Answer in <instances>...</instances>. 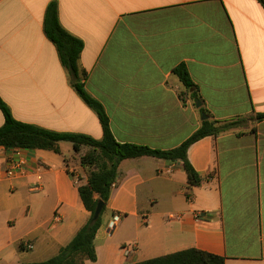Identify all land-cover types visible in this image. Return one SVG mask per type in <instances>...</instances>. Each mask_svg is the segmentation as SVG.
<instances>
[{
    "label": "crops",
    "instance_id": "0c3cea01",
    "mask_svg": "<svg viewBox=\"0 0 264 264\" xmlns=\"http://www.w3.org/2000/svg\"><path fill=\"white\" fill-rule=\"evenodd\" d=\"M53 1L62 26L84 42L86 89L105 107L117 141L172 150L206 120L240 121L189 148L199 186L189 184L181 160L122 161L95 237L97 260L84 264H137L189 249L225 264H264V120L257 118L264 114V6L258 0H0V98L21 122L95 139L103 137L100 120L72 87L44 31ZM181 64L204 112L189 94L179 96L184 88L173 70ZM4 121L0 109V128ZM60 148L62 154L0 146V264L47 261L88 222L78 186L91 168L81 166L72 145ZM20 159L28 174L10 178V163ZM39 164L44 188L34 193ZM116 214L122 220L109 233ZM125 248L135 250L128 256Z\"/></svg>",
    "mask_w": 264,
    "mask_h": 264
},
{
    "label": "trees",
    "instance_id": "16d2710c",
    "mask_svg": "<svg viewBox=\"0 0 264 264\" xmlns=\"http://www.w3.org/2000/svg\"><path fill=\"white\" fill-rule=\"evenodd\" d=\"M258 1L264 6V0ZM44 31L47 38L56 46L60 61L70 75L72 87L83 102L97 114L102 125L103 137L95 139L86 134L57 132L21 122L14 117L10 107L0 98V109L5 118L4 124L0 128V146L6 149L46 150L62 154L60 144L66 142L73 145L75 154H81L84 148L88 149L81 155L80 164L82 167L91 168V170L88 180L78 186L81 200L91 214L88 222L73 240L60 250L57 256L44 262L22 263L84 264L86 260L93 262L97 260L94 241L102 225V214L105 208L99 219L94 220V214L99 201H103L105 205L109 201L122 161L141 157H154L169 161L181 160L189 184L199 186L202 178L188 160L189 148L205 137L217 136L229 131L240 121L206 120L189 139L172 150H159L147 146L121 143L117 141L111 130L110 119L105 107L86 89L88 73L80 65L84 42L70 34L62 26L56 1L51 2L47 8ZM173 73L179 78L184 88V91L179 93L180 98L185 99L189 94L195 103L201 101L186 65H179L173 70ZM192 90L194 91L191 92ZM201 110L204 112L202 107ZM257 118L260 121L264 120V114H258ZM137 264H225V259L197 249H189Z\"/></svg>",
    "mask_w": 264,
    "mask_h": 264
},
{
    "label": "built area",
    "instance_id": "2783aa9c",
    "mask_svg": "<svg viewBox=\"0 0 264 264\" xmlns=\"http://www.w3.org/2000/svg\"><path fill=\"white\" fill-rule=\"evenodd\" d=\"M43 169H44V166L41 164L36 166L34 169V173H35L34 175H35L36 181L31 186V191L34 193L41 192L44 188ZM26 174H28V168H27L26 162L23 159L13 160L10 163V167L7 170V175L10 178H15L17 176H23ZM196 219L202 220V215L197 214ZM54 220L57 222H60L61 221L60 215H55ZM121 220H122L121 215H119V214L114 215V217L112 218V220L108 224L109 233H113L116 230V228L118 227ZM28 247L31 249V248H33V245H28ZM124 250H125L126 255L129 256L130 254H132L134 252L135 249L133 250V249L125 248Z\"/></svg>",
    "mask_w": 264,
    "mask_h": 264
},
{
    "label": "water",
    "instance_id": "95a60500",
    "mask_svg": "<svg viewBox=\"0 0 264 264\" xmlns=\"http://www.w3.org/2000/svg\"><path fill=\"white\" fill-rule=\"evenodd\" d=\"M197 107H201V102H197ZM208 117L204 115L203 119L206 120ZM105 208V203L103 201H99L96 212L94 214V220H97L100 218L103 209Z\"/></svg>",
    "mask_w": 264,
    "mask_h": 264
},
{
    "label": "rangeland",
    "instance_id": "374dc122",
    "mask_svg": "<svg viewBox=\"0 0 264 264\" xmlns=\"http://www.w3.org/2000/svg\"><path fill=\"white\" fill-rule=\"evenodd\" d=\"M68 145H72V144L68 143ZM82 154H83V152H81V154H75V156H79V158H80Z\"/></svg>",
    "mask_w": 264,
    "mask_h": 264
}]
</instances>
